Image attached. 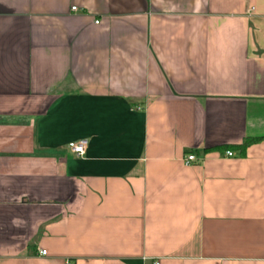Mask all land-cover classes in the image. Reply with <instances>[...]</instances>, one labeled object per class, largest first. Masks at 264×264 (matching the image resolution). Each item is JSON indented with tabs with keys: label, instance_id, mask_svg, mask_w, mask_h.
Masks as SVG:
<instances>
[{
	"label": "crops",
	"instance_id": "obj_1",
	"mask_svg": "<svg viewBox=\"0 0 264 264\" xmlns=\"http://www.w3.org/2000/svg\"><path fill=\"white\" fill-rule=\"evenodd\" d=\"M0 264H264V0H0Z\"/></svg>",
	"mask_w": 264,
	"mask_h": 264
},
{
	"label": "built area",
	"instance_id": "obj_2",
	"mask_svg": "<svg viewBox=\"0 0 264 264\" xmlns=\"http://www.w3.org/2000/svg\"><path fill=\"white\" fill-rule=\"evenodd\" d=\"M72 10L77 11V8H73ZM88 147H89V142L87 140L77 141V142H73V143L69 144V148H70V151L72 152V154H74L78 157L86 156ZM227 155L229 157H232L234 154L229 152V153H227ZM195 161H196V156L194 154H191L187 157L185 164H186V166L189 167ZM41 255L46 256L47 252L42 251Z\"/></svg>",
	"mask_w": 264,
	"mask_h": 264
},
{
	"label": "trees",
	"instance_id": "obj_3",
	"mask_svg": "<svg viewBox=\"0 0 264 264\" xmlns=\"http://www.w3.org/2000/svg\"><path fill=\"white\" fill-rule=\"evenodd\" d=\"M262 140V139H261ZM261 140H258V141H261ZM251 142H247L246 144H245V147L247 146V145H249Z\"/></svg>",
	"mask_w": 264,
	"mask_h": 264
}]
</instances>
